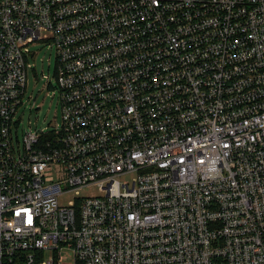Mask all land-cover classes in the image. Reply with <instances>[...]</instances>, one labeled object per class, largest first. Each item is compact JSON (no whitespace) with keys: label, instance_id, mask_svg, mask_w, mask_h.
<instances>
[{"label":"built area","instance_id":"1","mask_svg":"<svg viewBox=\"0 0 264 264\" xmlns=\"http://www.w3.org/2000/svg\"><path fill=\"white\" fill-rule=\"evenodd\" d=\"M0 264H264V0H0Z\"/></svg>","mask_w":264,"mask_h":264},{"label":"rangeland","instance_id":"2","mask_svg":"<svg viewBox=\"0 0 264 264\" xmlns=\"http://www.w3.org/2000/svg\"><path fill=\"white\" fill-rule=\"evenodd\" d=\"M36 54L33 59L35 70L28 73V82L21 106L18 108L15 119L18 120V133L35 127H50L51 123L61 121L60 107L56 96L52 92L55 86L47 87L43 75L53 78L54 54L41 43L32 46ZM97 194L98 190L83 189L82 193Z\"/></svg>","mask_w":264,"mask_h":264}]
</instances>
